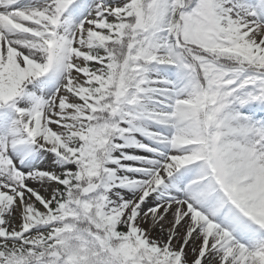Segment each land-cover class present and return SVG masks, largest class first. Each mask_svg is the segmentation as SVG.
Returning a JSON list of instances; mask_svg holds the SVG:
<instances>
[{
  "label": "snow or ice",
  "instance_id": "snow-or-ice-1",
  "mask_svg": "<svg viewBox=\"0 0 264 264\" xmlns=\"http://www.w3.org/2000/svg\"><path fill=\"white\" fill-rule=\"evenodd\" d=\"M0 264H264V0H0Z\"/></svg>",
  "mask_w": 264,
  "mask_h": 264
}]
</instances>
